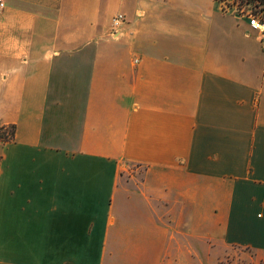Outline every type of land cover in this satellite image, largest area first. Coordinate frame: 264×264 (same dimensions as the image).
Masks as SVG:
<instances>
[{
    "label": "crops",
    "instance_id": "crops-1",
    "mask_svg": "<svg viewBox=\"0 0 264 264\" xmlns=\"http://www.w3.org/2000/svg\"><path fill=\"white\" fill-rule=\"evenodd\" d=\"M227 1L5 0L0 264H264V50Z\"/></svg>",
    "mask_w": 264,
    "mask_h": 264
},
{
    "label": "built area",
    "instance_id": "built-area-1",
    "mask_svg": "<svg viewBox=\"0 0 264 264\" xmlns=\"http://www.w3.org/2000/svg\"><path fill=\"white\" fill-rule=\"evenodd\" d=\"M229 1V0H228ZM228 1L225 4V8L228 7ZM235 5L232 7L230 13L234 16L241 17L246 20V24L249 29L256 32L258 41L264 50V0H254L249 3H254V8L242 9L239 7V3H247L242 0H233ZM5 6V0H0V10ZM229 8V7H228ZM124 22V16L121 13H117L112 17V35L118 33V28Z\"/></svg>",
    "mask_w": 264,
    "mask_h": 264
},
{
    "label": "rangeland",
    "instance_id": "rangeland-1",
    "mask_svg": "<svg viewBox=\"0 0 264 264\" xmlns=\"http://www.w3.org/2000/svg\"><path fill=\"white\" fill-rule=\"evenodd\" d=\"M228 7H227V11H231L232 7L235 5V1L233 0H229L228 1ZM239 7L242 9H251L254 8V3H239ZM138 177H141V173L140 171L138 172ZM248 252H246L245 250H239L236 249L234 251L231 252V255H228L227 258H225L221 264H247L245 262V260L249 257V254H247ZM248 261V259H247Z\"/></svg>",
    "mask_w": 264,
    "mask_h": 264
},
{
    "label": "trees",
    "instance_id": "trees-1",
    "mask_svg": "<svg viewBox=\"0 0 264 264\" xmlns=\"http://www.w3.org/2000/svg\"><path fill=\"white\" fill-rule=\"evenodd\" d=\"M246 2H252L254 0H242ZM14 136V125L1 126L0 127V141H9Z\"/></svg>",
    "mask_w": 264,
    "mask_h": 264
}]
</instances>
